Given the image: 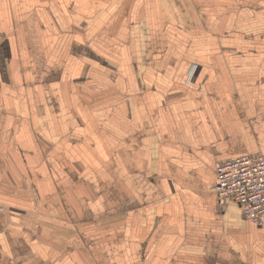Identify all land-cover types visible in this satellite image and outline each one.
<instances>
[{"label":"crops","instance_id":"0c3cea01","mask_svg":"<svg viewBox=\"0 0 264 264\" xmlns=\"http://www.w3.org/2000/svg\"><path fill=\"white\" fill-rule=\"evenodd\" d=\"M257 153L264 0H0V264H264Z\"/></svg>","mask_w":264,"mask_h":264},{"label":"built area","instance_id":"2783aa9c","mask_svg":"<svg viewBox=\"0 0 264 264\" xmlns=\"http://www.w3.org/2000/svg\"><path fill=\"white\" fill-rule=\"evenodd\" d=\"M216 177L217 203L235 202L247 219L264 225V154H245L222 160L216 166Z\"/></svg>","mask_w":264,"mask_h":264},{"label":"rangeland","instance_id":"374dc122","mask_svg":"<svg viewBox=\"0 0 264 264\" xmlns=\"http://www.w3.org/2000/svg\"><path fill=\"white\" fill-rule=\"evenodd\" d=\"M0 205H2L1 203H0ZM3 206V205H2Z\"/></svg>","mask_w":264,"mask_h":264}]
</instances>
